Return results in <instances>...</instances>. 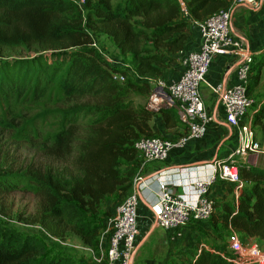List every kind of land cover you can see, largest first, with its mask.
<instances>
[{
  "label": "trees",
  "instance_id": "trees-1",
  "mask_svg": "<svg viewBox=\"0 0 264 264\" xmlns=\"http://www.w3.org/2000/svg\"><path fill=\"white\" fill-rule=\"evenodd\" d=\"M231 1L186 0L196 22ZM189 27L177 0H85L83 10L72 0H0V50L30 54L0 57V109L41 108L20 125L14 136L19 142L51 127L42 143L47 164L13 169L0 155V196L31 193L38 201L32 224L60 240L72 234L94 246L103 229L100 210L115 215V207L104 205L105 200L127 197L132 190L142 163L134 141L156 136L149 124L155 113L134 97L149 98L154 80L167 67L159 51H183ZM93 34L109 39L120 56L129 57L133 77L99 55ZM263 67L264 50L254 58L248 94ZM115 74L124 81L115 80ZM158 113L166 127L179 125L173 110ZM254 125L264 138V106L255 113ZM234 160L243 183L239 195L222 203L209 222L264 241V169ZM130 162L131 169L124 172ZM228 256L219 247L202 248L191 264H234ZM0 264L84 263L49 255L35 237L0 226Z\"/></svg>",
  "mask_w": 264,
  "mask_h": 264
},
{
  "label": "built area",
  "instance_id": "built-area-1",
  "mask_svg": "<svg viewBox=\"0 0 264 264\" xmlns=\"http://www.w3.org/2000/svg\"><path fill=\"white\" fill-rule=\"evenodd\" d=\"M72 1L81 10L84 9L85 0ZM177 3L182 19L196 24L200 46L182 59L183 70L177 80L170 83L153 82L154 90L146 108L154 113L161 109L174 110L183 133L174 139L141 137L134 141L133 147L142 164L146 165L162 162L173 149L202 138L213 122L202 96V88L205 86L212 98L217 100L226 124L233 131L236 148L228 159L210 163L208 179L193 183L196 192L194 201H186L174 195L165 183L157 182L155 200L149 207V213L155 226L164 230H178L191 223L209 222L215 212V202L210 196L214 185L229 184L234 186L235 198L239 195L243 183L234 158L264 155V138L254 125V116L259 106L255 105L254 99L247 93L248 86L252 84L251 68L255 54L247 48L242 37L230 30V12L233 7L245 5L256 9L261 7L262 0H232L228 7L201 22L192 19L186 0H177ZM92 46L96 49L94 42ZM224 56L234 60L233 79L229 83L210 84L207 78L212 61ZM113 78L124 81V77L118 74L113 75ZM137 182H142V178L133 181L130 194L115 208V215L108 222L107 244H100L97 264H133L140 242ZM228 232V261L234 264H264V252L258 246L257 239L241 237L230 227Z\"/></svg>",
  "mask_w": 264,
  "mask_h": 264
},
{
  "label": "crops",
  "instance_id": "crops-1",
  "mask_svg": "<svg viewBox=\"0 0 264 264\" xmlns=\"http://www.w3.org/2000/svg\"><path fill=\"white\" fill-rule=\"evenodd\" d=\"M230 15V30L242 37L247 48L255 56H258L264 50V5L262 4L261 7L256 9L245 5L233 7ZM199 46L200 37L197 26L195 23H190L183 51L177 54H170L164 50L159 51L167 67L163 69L162 75L154 80V83L156 81L170 83L177 80L183 70L182 59L190 52L197 50ZM234 69L235 64L231 57H216L210 66L207 81L210 84L229 83L233 79ZM136 79L141 80L139 78ZM202 96L213 119V122L207 127L204 136L198 140L189 141L183 147L173 149L167 159L162 162L146 165L139 164L140 168H138L133 178V181L136 178H142V182L136 183L140 201L138 222L140 242L133 264L179 263L177 255H174L175 251L194 248V252L198 253L202 248L208 249L209 247L203 242L206 238L212 239L214 245L221 246L223 244L221 238L218 237L219 226L212 227L211 222L191 223L178 230H164L155 226L154 220L149 213V207L155 200L154 194L158 181L165 183L174 195L180 196L186 201H194L196 192L193 188V183L196 180L208 179L210 163L214 160L228 159L236 148L235 135L229 125L226 124L217 100L214 101V104L208 102L211 94L205 86L202 88ZM149 124L154 135L161 138L174 139L183 133V128L180 125H177V127H166L163 116L158 112L151 118ZM248 157L240 158L239 160L247 161L252 165L257 164L256 159H249ZM132 165L133 163L131 162L127 163L124 167V172L131 169ZM114 196H116V199L112 205L116 204L115 207L126 198V196ZM210 196L215 202V211L220 210L219 205L224 202H230V200L232 202L235 197L232 186L226 183L214 185L211 188ZM228 196L231 199L226 201ZM108 228L109 224L100 237V244L104 246L107 244ZM225 243L227 244V239Z\"/></svg>",
  "mask_w": 264,
  "mask_h": 264
},
{
  "label": "rangeland",
  "instance_id": "rangeland-1",
  "mask_svg": "<svg viewBox=\"0 0 264 264\" xmlns=\"http://www.w3.org/2000/svg\"><path fill=\"white\" fill-rule=\"evenodd\" d=\"M262 2L264 5V0H262ZM93 42L101 57L110 60L109 63L112 66L124 70L132 77L134 76L129 59L120 56L109 39L104 36L93 34ZM27 55L30 54L23 50H0V57ZM249 95L254 99L255 105L259 106V109L264 106V68L261 72L260 82L253 88L252 93ZM134 101L140 105L147 103V100L138 96L134 97ZM214 101L215 99L209 96L208 102L214 104ZM40 109V107L34 105H22L11 111H8L6 108L0 109V155L1 158L5 160L6 167L18 169L24 168L29 164H47L50 161L42 151L43 136L45 133L51 131L50 126H45L36 136L32 135L27 141L19 142L14 137L24 120L31 118V116L38 113ZM10 124H13V127H9ZM248 158L256 159L257 164L255 166L264 169V155H251ZM115 199L116 196H109L105 200L104 205L106 204L114 208L116 204H112ZM230 199L231 197L228 196L226 201ZM37 202V198L31 193L24 191H14L10 194L0 196V226L35 237L44 246L45 252L49 255H66L84 264H97L96 261L100 255V237L103 231L107 229L108 222H110L112 217L106 216L104 214V209L100 210L98 220L103 229L95 240L94 246L89 247L84 245L80 238L75 235L68 234L64 240H60L47 235L38 225L32 224L31 219L36 212ZM218 229V237H220L223 242L221 246L214 245V241L209 238L204 239L203 242L208 247H219L223 249V251L225 250L226 254H229L227 244L225 243L228 230L224 229L222 226ZM257 243L264 252V241L257 239ZM194 254V248H186L183 251H175L174 253V255H177V260L181 264H191V258Z\"/></svg>",
  "mask_w": 264,
  "mask_h": 264
}]
</instances>
